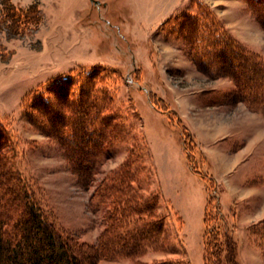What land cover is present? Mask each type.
I'll return each mask as SVG.
<instances>
[{
    "label": "rangeland",
    "instance_id": "obj_1",
    "mask_svg": "<svg viewBox=\"0 0 264 264\" xmlns=\"http://www.w3.org/2000/svg\"><path fill=\"white\" fill-rule=\"evenodd\" d=\"M8 3L22 9L38 6L41 20L17 24L6 14ZM254 10L247 0H0V120L13 134V164L28 177L40 203L76 241L95 244L108 209L98 192L133 157L131 149L142 155L134 166L144 165L145 171H136L143 193L160 194L156 211L164 218V237L173 249L133 259H99L97 264L164 258L203 264L209 196L231 227L238 264H264L263 252L249 233L264 218V191L244 194L249 185L264 187V112L243 103L239 90L261 79L252 69L255 61L242 53L251 51L264 61V24L257 16L263 12ZM204 11L240 46L226 39L222 47L235 48V66L216 56L202 64L189 53L185 39L192 35L186 26L190 17L206 26L214 24ZM193 35L203 38L205 31ZM92 70L101 90L95 96L105 98V108L114 110L119 122L112 120L116 130L109 152L89 185L69 168L57 136L44 133L24 116V97L37 90L52 98L54 82ZM253 89L264 91L263 86ZM181 124L199 148L193 162L197 172L190 170ZM190 126L213 133L217 142L228 136L222 143L231 152L239 145L234 131L249 133L251 153L233 173L220 175ZM222 143L217 147L224 150ZM201 172L214 177V189Z\"/></svg>",
    "mask_w": 264,
    "mask_h": 264
},
{
    "label": "trees",
    "instance_id": "obj_2",
    "mask_svg": "<svg viewBox=\"0 0 264 264\" xmlns=\"http://www.w3.org/2000/svg\"><path fill=\"white\" fill-rule=\"evenodd\" d=\"M247 1L255 8L256 13L263 12L256 15L264 24V0ZM4 7L8 9L6 14L17 24H37L41 20L38 6L33 4L26 9L15 8L9 3ZM203 13L209 15L214 24L209 23L206 26L195 17H190L186 26H190L192 35L185 39L189 42V53L202 64L213 56L222 59L224 64L229 62L235 66V48L230 51L228 48L222 50V47L226 39L233 46L237 43L218 30L220 27L210 13ZM208 20L205 18V21ZM200 30H204L205 35L203 38H195L193 34ZM196 43H199V51L193 47ZM206 45L209 46L205 47ZM237 46L240 48L238 44ZM242 53L247 60L255 61L252 69L261 79L253 86H240L239 90L243 95L241 99L251 109L264 112V91H253L255 86H263L264 89V61L251 51L244 50ZM216 71L212 70L215 73ZM95 80L93 70L88 73L75 72L52 83V98L43 97L37 90L24 97L27 108L24 116L44 133L57 136L62 143L69 168L81 181L89 185L102 163L101 160L109 152L107 147L113 140L111 133L116 130V126L113 129L112 120H117L118 117L114 110L105 108L104 97L95 96L98 91L101 92L96 87ZM181 125L182 145L187 153L190 170L197 172L193 162L199 148L194 144L191 132ZM14 148L13 134L8 125L0 120V264H97L99 259H133L149 251L169 252L173 249L164 237V218L156 211L160 202L159 192L143 193L139 185L136 171L140 169L142 172L145 169L140 163V166H134L135 159L142 156L135 155L134 149L130 152L133 157L125 161L113 176L110 185L102 186L98 192L102 202L108 201V209L104 212L105 227L95 244H85L76 241L71 232L61 228L52 211L40 203L41 200L28 177L13 164ZM201 175L209 179L214 189V177L207 172H201ZM217 207L209 196L204 208L202 262L238 264L236 240L231 234V227ZM249 233L264 255V218L253 224ZM136 264L186 262L182 258H164Z\"/></svg>",
    "mask_w": 264,
    "mask_h": 264
},
{
    "label": "crops",
    "instance_id": "obj_3",
    "mask_svg": "<svg viewBox=\"0 0 264 264\" xmlns=\"http://www.w3.org/2000/svg\"><path fill=\"white\" fill-rule=\"evenodd\" d=\"M191 125H192V123H191ZM190 127L192 128V126H190ZM194 129L192 128V131L197 135V140H198V144L200 145V149L205 154L204 156L207 157V159L209 160V162L213 166L214 170L217 171L220 175H221V173L225 174L227 172L233 173L235 168H237L246 159L248 154L251 153L252 147H249V142L247 140L249 133H248V135L244 136L243 134L238 135V131H234V134H232V135L238 137L239 145H237L238 147L234 151L231 152L232 149L227 148V145L222 143L224 141V138H227L228 136L222 137L223 139H221L219 142H217L215 140L216 135H214L213 133L206 132V131L202 130V127H200V126H199V130H197V131H195L196 129L195 130ZM245 140H246V142H245ZM241 142L244 143L243 146L240 144ZM220 143L223 144V146L225 148L224 150L217 147V144H220ZM242 148H243V151H242ZM229 151L231 153H229ZM236 185H237V183H236ZM229 188H231V187L229 186ZM233 188H235V187H233ZM237 188H238V185H237ZM263 188L264 187H262V186H257V185L256 186L255 185L250 186L249 185L247 188H244L245 189L244 191H246L244 194L249 196V195H251V193H253V192L255 193L256 190H258L259 192L264 191ZM256 194H258V193H256ZM258 195L260 196L261 194L259 193Z\"/></svg>",
    "mask_w": 264,
    "mask_h": 264
}]
</instances>
